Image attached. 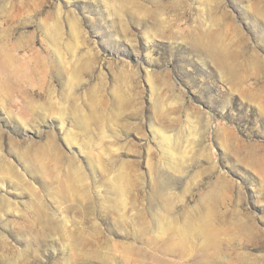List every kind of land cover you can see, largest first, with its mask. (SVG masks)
I'll list each match as a JSON object with an SVG mask.
<instances>
[{"label": "rangeland", "instance_id": "rangeland-1", "mask_svg": "<svg viewBox=\"0 0 264 264\" xmlns=\"http://www.w3.org/2000/svg\"><path fill=\"white\" fill-rule=\"evenodd\" d=\"M0 264H264V0H0Z\"/></svg>", "mask_w": 264, "mask_h": 264}, {"label": "bare ground", "instance_id": "bare-ground-1", "mask_svg": "<svg viewBox=\"0 0 264 264\" xmlns=\"http://www.w3.org/2000/svg\"><path fill=\"white\" fill-rule=\"evenodd\" d=\"M212 51L214 52V50H213V49H212ZM215 52H216V51H215ZM216 54H217V55H220V53H219L218 51L216 52ZM217 59H218V58H217ZM218 63H219V61H218Z\"/></svg>", "mask_w": 264, "mask_h": 264}]
</instances>
